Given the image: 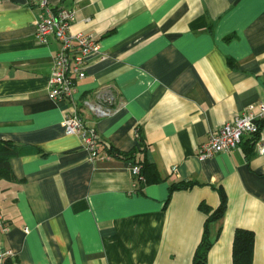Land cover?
<instances>
[{
	"label": "crops",
	"instance_id": "crops-1",
	"mask_svg": "<svg viewBox=\"0 0 264 264\" xmlns=\"http://www.w3.org/2000/svg\"><path fill=\"white\" fill-rule=\"evenodd\" d=\"M55 1L74 10L72 33L99 44L77 82L84 124L121 153L147 143L159 181L138 191L128 160L91 158L65 134L73 105L47 88L59 45L35 39L28 0H0V141L23 150L0 178V264H191L199 203L216 208L217 188L227 207L209 225L207 264H232L236 228L253 231L252 264H264V119L230 152L197 154L211 130L264 103V0ZM104 88L118 104L97 118L81 100ZM176 181L194 184L169 195Z\"/></svg>",
	"mask_w": 264,
	"mask_h": 264
},
{
	"label": "built area",
	"instance_id": "built-area-1",
	"mask_svg": "<svg viewBox=\"0 0 264 264\" xmlns=\"http://www.w3.org/2000/svg\"><path fill=\"white\" fill-rule=\"evenodd\" d=\"M38 10L35 19V39L46 44L50 39L58 43V50L52 56V66L47 77L48 96L54 100H67L73 105L72 111L63 118L64 132L67 135H78L84 149L91 158L101 157L100 137L97 131L86 126L75 100L77 82L85 76L87 56L99 51V44L91 34L72 33L70 26L74 10L55 0H28ZM116 94L107 88L100 89L92 99L83 98L81 105L97 118L108 117L117 108ZM257 113L250 111L236 115L217 129L211 130L205 142L198 148V157L207 158L216 153L230 152L245 137L259 135L260 123L264 119V103L258 105ZM138 135V133H137ZM264 153V142L258 149ZM139 168L133 165V172L138 175ZM1 231L9 230V225L0 215ZM10 255L9 250L0 252V256Z\"/></svg>",
	"mask_w": 264,
	"mask_h": 264
},
{
	"label": "trees",
	"instance_id": "trees-1",
	"mask_svg": "<svg viewBox=\"0 0 264 264\" xmlns=\"http://www.w3.org/2000/svg\"><path fill=\"white\" fill-rule=\"evenodd\" d=\"M139 150H131L128 153H121L103 140H100V150H104L111 158L128 160L132 165L139 168L137 175L138 191H141L145 185L159 181L155 166L145 157V151L148 144L140 141ZM30 149V148H29ZM21 147L9 141H0V178L11 179L12 173L9 166V160L16 154L21 153ZM192 181H176L168 186L169 195L176 190L189 189L193 186ZM220 201L216 208L211 209L204 202L199 203V209L206 215L203 233L199 244L197 245L191 264H207V254L212 246L209 237V225L211 222L219 219L227 207V197L221 188H217ZM254 245L253 231L245 228H236L232 240V264H252Z\"/></svg>",
	"mask_w": 264,
	"mask_h": 264
},
{
	"label": "rangeland",
	"instance_id": "rangeland-1",
	"mask_svg": "<svg viewBox=\"0 0 264 264\" xmlns=\"http://www.w3.org/2000/svg\"><path fill=\"white\" fill-rule=\"evenodd\" d=\"M1 230V229H0Z\"/></svg>",
	"mask_w": 264,
	"mask_h": 264
}]
</instances>
